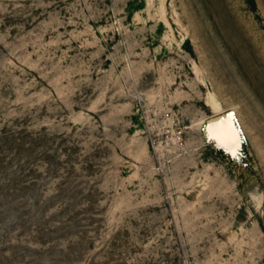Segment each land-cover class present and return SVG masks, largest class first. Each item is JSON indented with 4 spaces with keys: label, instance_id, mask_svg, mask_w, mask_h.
I'll list each match as a JSON object with an SVG mask.
<instances>
[{
    "label": "rangeland",
    "instance_id": "1",
    "mask_svg": "<svg viewBox=\"0 0 264 264\" xmlns=\"http://www.w3.org/2000/svg\"><path fill=\"white\" fill-rule=\"evenodd\" d=\"M0 264H264V0H0Z\"/></svg>",
    "mask_w": 264,
    "mask_h": 264
},
{
    "label": "bare ground",
    "instance_id": "2",
    "mask_svg": "<svg viewBox=\"0 0 264 264\" xmlns=\"http://www.w3.org/2000/svg\"><path fill=\"white\" fill-rule=\"evenodd\" d=\"M206 104L214 113L221 111L219 103L213 100L211 96L206 98ZM210 135L215 137L228 152H233L239 143L238 133L230 122L215 127L214 130H211Z\"/></svg>",
    "mask_w": 264,
    "mask_h": 264
},
{
    "label": "water",
    "instance_id": "3",
    "mask_svg": "<svg viewBox=\"0 0 264 264\" xmlns=\"http://www.w3.org/2000/svg\"><path fill=\"white\" fill-rule=\"evenodd\" d=\"M231 123L233 125V127L235 128L234 124H233V120H232V113L230 111H222L219 113H213L207 120H206V125H205V129L207 131V133H211V130H214L215 127H218L219 125H224L227 123ZM236 130V129H235ZM237 132V131H236ZM215 138V137H214ZM217 140V139H216ZM219 142V141H218ZM220 143V142H219ZM222 146V145H221ZM223 147V146H222ZM224 148V147H223ZM225 152H228L225 148H224Z\"/></svg>",
    "mask_w": 264,
    "mask_h": 264
},
{
    "label": "trees",
    "instance_id": "4",
    "mask_svg": "<svg viewBox=\"0 0 264 264\" xmlns=\"http://www.w3.org/2000/svg\"><path fill=\"white\" fill-rule=\"evenodd\" d=\"M252 3H253V0H252ZM241 152H242V154H244L245 156H248V158H250V156L247 154L248 150H247V144H246L245 140H242V142H241ZM216 154H217L216 156H219L221 158H223L225 155L221 148L218 149V152Z\"/></svg>",
    "mask_w": 264,
    "mask_h": 264
}]
</instances>
